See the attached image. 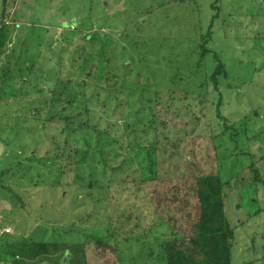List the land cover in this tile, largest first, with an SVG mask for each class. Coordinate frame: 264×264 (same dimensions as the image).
Returning a JSON list of instances; mask_svg holds the SVG:
<instances>
[{"label": "rangeland", "instance_id": "rangeland-1", "mask_svg": "<svg viewBox=\"0 0 264 264\" xmlns=\"http://www.w3.org/2000/svg\"><path fill=\"white\" fill-rule=\"evenodd\" d=\"M2 21L13 25L12 44L20 58L14 56V77L8 79L11 89L0 85L3 97L11 96L0 104V182L9 185L8 189L0 186V226L9 227L13 239L81 242L85 264H159V242L170 236V230L153 214L145 194L137 192L133 179L116 196H106L102 189L54 188L55 172L45 173L48 170L29 160L52 149L54 135L62 141L60 125L55 130L51 124L45 127L43 117L28 116L37 99L45 105L55 78L60 71L67 75L78 55L77 63H82L86 56L94 53L99 59L101 51L112 50L116 60L112 67L118 73L116 64L121 61L131 65V80L136 81V74L142 72L140 88L184 90L195 111L204 106L200 126L190 136L184 135L190 125L182 114L165 128L176 145L161 173L180 180L192 170L191 161L205 171L217 167L221 177L230 180L227 213L237 226L233 263L256 260L264 264V212L247 216L264 208V183L254 182L249 168L256 160L264 178V0H0ZM103 36L111 41L103 45L99 42ZM203 39L209 52L201 59ZM218 58L227 73L219 77L220 89L214 90L210 75ZM33 65V71L29 70ZM26 76L31 81L23 82ZM149 76L152 80L147 82ZM26 88L31 89L27 97L22 93ZM199 96L205 97L203 104ZM219 100L228 127L216 115ZM94 108L99 116L100 108ZM36 167L43 168L45 182L33 186L36 178L31 182L30 176L39 173ZM134 198L133 211L141 216L137 223L127 224L119 215L130 209ZM11 237H0V245ZM97 237L112 247L97 246ZM149 249L154 254L147 261ZM11 261L1 250L0 264Z\"/></svg>", "mask_w": 264, "mask_h": 264}, {"label": "trees", "instance_id": "trees-1", "mask_svg": "<svg viewBox=\"0 0 264 264\" xmlns=\"http://www.w3.org/2000/svg\"><path fill=\"white\" fill-rule=\"evenodd\" d=\"M13 38V25L2 21L0 85L4 90L11 89L8 87L10 85L8 79L14 77L15 59H20L15 54ZM103 38L99 41L103 45L111 41L110 38ZM95 44L98 45L96 42ZM100 46L98 45L99 49ZM200 47L202 59L209 52L205 39ZM113 53L112 50H108V53L101 51L99 59L93 53L90 57H84L82 63H77L78 55L73 62L71 61L68 74L60 71L59 76L55 78L53 92L50 97L46 96L47 102L43 96L45 105L41 104L36 95L38 104L34 105L28 116L36 120L43 117L41 120L44 121L45 127H50L51 124V128L55 130H58L57 127L60 125L59 134L62 141L59 142V136L54 135L50 140L53 148H49L50 151L44 150V156H40L39 159L32 157L29 160L48 170L45 173L55 172L54 177L57 178L52 183L54 188L57 185H60L58 188L76 186L86 188L90 190L89 192L102 189L106 196H116L123 194L127 183L133 179L137 192L145 194L151 203L153 214L170 230V236L159 242L161 248V254L157 257L159 264H234L232 251L237 226L229 220L226 203V189L230 185V180H224L217 167L215 171H205L195 161L190 162L191 166L193 165L192 170L180 180L170 179L161 173L162 167L166 165L165 160L173 157L171 151L176 145V139H170L165 133V128L170 125L173 117L176 119L182 114L190 125L184 131V135L190 136L200 126L204 106L195 111L184 90L176 91L172 88L152 90L144 85L140 88L142 72L136 74V81L131 80L133 71L131 65L121 61V64H116L118 73L115 67H112L116 61L112 57ZM218 61L210 75L214 90L220 89L219 77L226 76L227 73L224 63L219 58ZM28 69L33 71L34 65ZM151 80L150 76L146 78L147 82ZM22 81L31 79L24 77ZM95 85L98 86V90L95 89ZM31 89L34 90L32 87ZM31 89L26 88L22 91L24 96L27 97ZM7 95L3 97L0 92V104L3 99L7 102L11 100V96ZM199 97L203 104L205 97ZM188 100L189 102H185ZM52 107L53 109L63 107V110H53ZM94 107L101 109L99 116ZM220 108L219 100L215 112L225 127H228L226 117ZM209 110L205 112L206 115ZM209 141L217 153L211 137ZM168 142L171 147L168 146ZM217 157L216 154L215 164ZM249 166L252 180L257 184L264 183L256 160ZM56 167L57 169H54ZM35 169L39 173L35 177L30 176V181L36 178L33 186L42 185L45 182L41 178L43 171L38 167ZM65 177L69 178L68 181H64ZM0 186L5 189L9 187L7 183L2 182ZM134 205H137L135 198L129 205L130 209L121 211L119 215L127 224L128 221L137 223L140 219L141 215L133 211V208H136ZM262 212L264 208L260 207L247 216L251 218ZM248 218L241 224L245 225ZM116 229L114 227V232H117ZM9 234L2 236L11 237ZM13 238L15 237L3 241L0 245V251L11 256V264H28L30 261L41 260L49 261L50 264L63 262L85 264V244L82 245L81 242ZM254 241L252 237V242ZM95 244L104 248L112 247V244L103 237L95 238ZM149 250L144 257L147 261L152 259L154 254L153 250ZM241 264L257 263L256 260H249Z\"/></svg>", "mask_w": 264, "mask_h": 264}, {"label": "built area", "instance_id": "built-area-1", "mask_svg": "<svg viewBox=\"0 0 264 264\" xmlns=\"http://www.w3.org/2000/svg\"><path fill=\"white\" fill-rule=\"evenodd\" d=\"M11 232V229L9 227H3L0 229V237L3 235V234H6V233H9Z\"/></svg>", "mask_w": 264, "mask_h": 264}, {"label": "crops", "instance_id": "crops-1", "mask_svg": "<svg viewBox=\"0 0 264 264\" xmlns=\"http://www.w3.org/2000/svg\"><path fill=\"white\" fill-rule=\"evenodd\" d=\"M4 226H0V229L3 228Z\"/></svg>", "mask_w": 264, "mask_h": 264}]
</instances>
